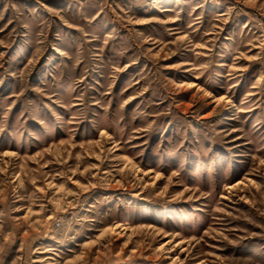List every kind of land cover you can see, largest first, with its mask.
<instances>
[{
	"label": "rangeland",
	"instance_id": "rangeland-1",
	"mask_svg": "<svg viewBox=\"0 0 264 264\" xmlns=\"http://www.w3.org/2000/svg\"><path fill=\"white\" fill-rule=\"evenodd\" d=\"M0 264H264V0H0Z\"/></svg>",
	"mask_w": 264,
	"mask_h": 264
}]
</instances>
